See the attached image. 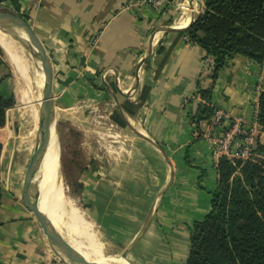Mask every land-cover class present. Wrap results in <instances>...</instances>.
Instances as JSON below:
<instances>
[{
    "label": "crops",
    "instance_id": "obj_1",
    "mask_svg": "<svg viewBox=\"0 0 264 264\" xmlns=\"http://www.w3.org/2000/svg\"><path fill=\"white\" fill-rule=\"evenodd\" d=\"M129 1L0 0V5L24 18L42 42L52 65L55 113L112 107L108 118L119 113L121 133L132 140L118 162L102 144H80L88 152L81 180L89 212L120 244L130 245L146 229L137 247L155 252L179 246L176 255H156L153 261L184 264L191 228L209 214L218 186L208 142L196 139L189 119L204 102L197 92L212 87L216 109L251 125L264 92V63L236 56L213 84L204 51L184 39L205 0H170L165 15L125 9ZM5 87L0 95L8 98ZM30 133L18 140L8 119L0 127V264H59L50 261L51 253L44 255L22 203L23 175L34 150ZM256 138L264 147V132ZM157 199L167 202L158 219L149 217Z\"/></svg>",
    "mask_w": 264,
    "mask_h": 264
},
{
    "label": "trees",
    "instance_id": "obj_2",
    "mask_svg": "<svg viewBox=\"0 0 264 264\" xmlns=\"http://www.w3.org/2000/svg\"><path fill=\"white\" fill-rule=\"evenodd\" d=\"M184 34L211 60L213 84L236 56L262 65L264 0H205L203 12ZM212 95V87L199 88L197 96L204 102L189 115L199 134L213 117ZM13 106V100L0 95V127ZM113 119L125 126L117 113ZM255 122L264 132V92ZM216 171L211 210L191 228L185 264H264V147L257 143L246 160L221 157Z\"/></svg>",
    "mask_w": 264,
    "mask_h": 264
},
{
    "label": "rangeland",
    "instance_id": "obj_3",
    "mask_svg": "<svg viewBox=\"0 0 264 264\" xmlns=\"http://www.w3.org/2000/svg\"><path fill=\"white\" fill-rule=\"evenodd\" d=\"M183 10V8H182ZM181 10V11H182ZM179 11V13L181 12ZM204 65L207 67V70H210L211 65L207 63L205 60ZM32 68V69H31ZM30 68V75L32 79H36V70L33 66ZM36 83V82H35ZM6 85L5 90H8L10 93V96L7 99L14 101V106L7 110L5 120L8 119V121L13 123L16 131L19 134L20 137L26 136L29 132H31V141L33 142V148H35L36 144L39 141V107L41 104V101L43 99V87L42 83H39V86L36 85L34 88H32L31 94H33V108L37 112L38 117L36 121L30 120L26 114L25 111H22L23 109L19 107L17 102V93H16V83H15V77L13 74L12 68L7 63L4 53L2 49L0 48V86ZM33 87V86H32ZM123 105H127L123 102ZM84 106V105H82ZM117 108V106H115ZM112 109L108 107L101 108V106L96 109V111H91V109L88 107H83V109L80 111V113L72 112L69 114H60V113H54V123H53V133H54V139L52 142V151L55 153L56 157V165L58 167V170L60 171L62 182L65 188V196L68 198V200L75 205V207L79 208V210L83 213V216L85 220L92 225V229L94 232L98 235L99 240L104 244L106 248L113 249L115 254V259H119L121 257V254L124 252H127V260L133 263L137 264H168V263H157L153 261L154 256L156 255H167L171 253H177L179 246L170 245L168 248L160 249V247L157 248V250L154 251H147V247H137V244L141 237L145 234L146 229L141 230L139 232V235L137 238H135L130 245L127 246V244L123 243L120 244L118 240L110 237V232L103 229V226L94 219V216L89 212L87 202L84 200L83 197V183H82V175L85 173V164H86V158L88 156V152L85 150L86 148H79L80 144H90L94 145L96 147H100L102 144V147H104V150L107 151L108 155H111V157L115 160V162H118L119 160L127 157V153L129 152V148L131 149L132 140L128 136H124L123 133H121V126L116 125L115 119H112V117L108 118V112H110ZM215 111H221L214 107V113ZM56 112V111H55ZM222 112V111H221ZM29 114V113H28ZM79 114V117H78ZM119 114V113H118ZM224 115H226L224 113ZM214 116V114H213ZM256 117V116H255ZM228 124L223 127L224 131H228L233 128L234 124L237 121H232L227 118ZM254 123H256L254 121ZM5 124V122H4ZM242 124L245 126H240V128L243 127V129L247 130V126H250L244 122ZM208 123L203 126V132L199 134L197 131H195L196 139L197 140H204L208 142L209 145V151L211 154V148L214 147L215 139L218 137V133L215 137H209L207 138L205 136V129L207 127ZM253 125V124H251ZM256 132H255V138L258 136V133H260V127L257 126ZM111 130V131H110ZM133 137H136V134H132ZM244 138V135L242 133H236V137H234V140H242ZM34 151V150H33ZM33 154V152H32ZM115 164V163H114ZM25 174V172H24ZM37 178L38 174L34 176L33 179V188H32V196L34 199H36V196L39 191V185L37 184ZM24 179V175H23ZM36 181V182H35ZM38 185V188H37ZM23 186V185H22ZM160 199L155 200V205L152 207L151 213L149 214V217L155 216L157 219L159 218V214H164L166 212V201L163 199L158 203ZM171 204V202H170ZM171 206V205H170ZM169 206V209H170ZM32 214V213H31ZM174 214V212H173ZM35 228L38 230V239L43 243L42 249L46 252L44 255L49 256V253L52 255L50 256L53 263L58 262L61 264V262L58 260V258L55 256L54 251L50 248L47 239L45 238L42 229L40 228L38 222L36 221L34 215L32 214ZM148 217V218H149ZM171 217V215H170ZM150 219V218H149ZM188 233V232H185ZM165 237L167 236V233L165 231L164 233ZM105 236V237H104ZM181 242V249L183 251L184 245H183V239ZM176 250V252H175ZM185 264V263H184Z\"/></svg>",
    "mask_w": 264,
    "mask_h": 264
},
{
    "label": "bare ground",
    "instance_id": "obj_4",
    "mask_svg": "<svg viewBox=\"0 0 264 264\" xmlns=\"http://www.w3.org/2000/svg\"><path fill=\"white\" fill-rule=\"evenodd\" d=\"M192 8L194 13L198 11V8L194 6ZM191 15L188 18L192 22L195 16ZM15 32L24 36L19 29ZM0 48L13 70L18 105L31 118L30 120L36 121L38 114L33 108L31 92L34 86H39V83H42L43 87L44 75L41 71V64L33 61L29 50H26L12 34L3 32L1 29ZM31 66L36 70V79H32L30 75ZM53 131L37 178L41 197L38 205L41 212L49 219L61 241L84 263L127 264L120 259H115L113 249L104 246L103 241L99 240L98 235L92 229L91 223L87 222L79 208L66 198L62 177L56 165L55 153L52 151Z\"/></svg>",
    "mask_w": 264,
    "mask_h": 264
},
{
    "label": "water",
    "instance_id": "obj_5",
    "mask_svg": "<svg viewBox=\"0 0 264 264\" xmlns=\"http://www.w3.org/2000/svg\"><path fill=\"white\" fill-rule=\"evenodd\" d=\"M201 15L198 14L194 19ZM0 29L3 32L10 33L12 36L26 49L29 50L33 61L41 64V71L44 75L43 82V99L39 107V141L36 144L30 162L25 170L22 190V203L31 212L40 228L43 231L45 238L48 241L50 248L54 251L55 256L62 264H86L76 256L58 237L49 219L41 212L38 202L32 196L33 179L39 173L47 148L51 141L53 123H54V95H53V71L50 58L31 26L16 12L4 8L0 5ZM22 31L24 36L16 34L15 30ZM167 31H175L174 29H166ZM143 64V62H142ZM131 127V126H130ZM135 131V130H134ZM258 138H255L254 146L257 145ZM151 142L150 140H148ZM152 143V142H151ZM155 145V144H154ZM38 188V185H37ZM39 196V191L37 192ZM39 197L36 196L38 200ZM120 260L127 264H137L127 260V252L121 254ZM101 264V263H92ZM102 264H117V263H102Z\"/></svg>",
    "mask_w": 264,
    "mask_h": 264
},
{
    "label": "built area",
    "instance_id": "obj_6",
    "mask_svg": "<svg viewBox=\"0 0 264 264\" xmlns=\"http://www.w3.org/2000/svg\"><path fill=\"white\" fill-rule=\"evenodd\" d=\"M170 5V0H130L125 9L134 10L136 12L140 10H146L155 12L157 14L165 15L166 8ZM173 5V3H172ZM177 12L182 10V4L176 2L174 4ZM184 39L188 41L185 36ZM207 63L211 65V60L207 58ZM257 113V112H256ZM227 116L221 111H215L214 116L211 118L205 129V136L215 137L218 133V137L215 139L214 147L211 148V160L214 163L215 169L218 166L221 157H227L231 160L242 159L246 160L252 156V151L255 143V132L257 124L247 126V130L240 128L244 126L242 122L238 121L234 124L233 128L224 131L223 127L228 124ZM245 127V126H244ZM236 133H242L244 138L242 140H234ZM3 182L0 180V189Z\"/></svg>",
    "mask_w": 264,
    "mask_h": 264
}]
</instances>
